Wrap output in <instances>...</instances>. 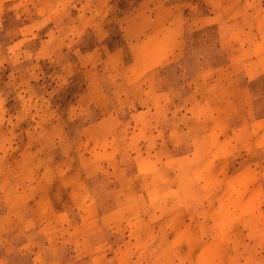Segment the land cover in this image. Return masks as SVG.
<instances>
[{"label":"rangeland","instance_id":"rangeland-1","mask_svg":"<svg viewBox=\"0 0 264 264\" xmlns=\"http://www.w3.org/2000/svg\"><path fill=\"white\" fill-rule=\"evenodd\" d=\"M142 3L0 0V264H264V72L229 42L257 38L264 0H233L248 16L224 33L200 22L215 7L168 0L192 67L148 74L128 67ZM216 110L250 130L228 150L199 132L227 129Z\"/></svg>","mask_w":264,"mask_h":264},{"label":"crops","instance_id":"crops-1","mask_svg":"<svg viewBox=\"0 0 264 264\" xmlns=\"http://www.w3.org/2000/svg\"><path fill=\"white\" fill-rule=\"evenodd\" d=\"M168 0H143L142 5L154 4L155 9L158 8L157 14L152 18L151 29L145 32L144 38L136 39L135 47H141V49H137L134 52L140 53L142 52V56H138L134 59V62L130 63V66H142L143 70L146 74L154 71H159L166 66H169L173 63H180L184 68L192 67L190 55L187 52L186 45V35L185 30L186 26L183 21V12L179 7L171 8L167 5ZM208 9L210 7H215L213 11L209 13V16H205L201 19L202 26H219L221 31L226 32L229 23L231 24L233 20H241L242 17H245L248 14H245L242 11V3L235 4L232 6L233 0L225 1L221 0H203ZM169 7V8H168ZM231 7V8H230ZM162 11V12H161ZM241 11V12H240ZM164 12H170L165 14ZM233 15H238L232 17ZM263 14V13H262ZM257 13L253 16V20L257 23L255 25V39L251 42L248 41V30L241 29L238 36L236 34L230 36V43L232 41L241 42L240 49L238 50L240 55L248 54L255 52V58L252 59H237L235 62H238V65H243L242 70H244L246 78L250 79L255 78L260 73L264 72V15ZM145 19L147 15H144ZM131 26L130 24L127 25ZM146 28V27H145ZM148 29V28H147ZM196 30V29H195ZM222 34V33H221ZM128 38L133 39L132 35H128ZM139 41H141L140 44ZM255 46V47H254ZM143 47V48H142ZM255 48V49H254ZM138 61V62H137ZM233 64V62L231 63ZM146 69V70H145ZM220 69L218 68H207L204 69L202 73L199 74V80H193L188 82V86H191L187 93V98H183L182 102H190L196 98V89L194 88L196 85H206L208 77V72L210 74L211 70ZM148 70V71H147ZM256 75L251 77L253 74ZM205 80V81H203ZM235 87L233 84L229 85L228 88ZM227 88V89H228ZM216 114H213L212 118L214 120H221L227 125V129H220L219 126L211 128L209 130L199 131L201 133H206L209 135H217L219 134V138L214 145H212V149H229L234 146L233 138L238 133L241 138L247 137L249 133V129L247 127H240L238 132L231 133V126L228 125L230 120L236 119L241 114L237 111H233V114L229 115L230 117L227 119L220 115V111L216 110ZM254 126V125H253ZM224 134V137H222Z\"/></svg>","mask_w":264,"mask_h":264}]
</instances>
